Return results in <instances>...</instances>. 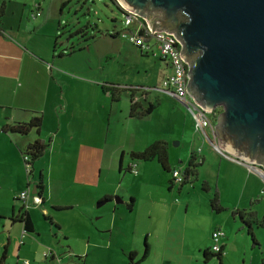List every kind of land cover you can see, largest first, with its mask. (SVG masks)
I'll use <instances>...</instances> for the list:
<instances>
[{"label": "crops", "instance_id": "crops-1", "mask_svg": "<svg viewBox=\"0 0 264 264\" xmlns=\"http://www.w3.org/2000/svg\"><path fill=\"white\" fill-rule=\"evenodd\" d=\"M4 4L5 0H0V165L3 166V172L0 171L3 177V181H0V218L10 228L3 244V248L7 245L5 264L10 257L11 245L13 264H25V261L26 264H54V261L58 264H81L79 260L82 264H128L127 255L130 252L140 254L137 245L143 235L146 236L149 253L140 264H191V257L181 254L183 244L190 237L185 230L190 211L188 204L167 210L158 201L156 204L150 200L152 203L142 211L135 210V201L131 209L117 205L107 206L103 210L96 208L97 201L107 197H110L107 202L113 201L117 191L110 192L105 187L95 186L92 166L100 165L99 179L101 166L109 165L113 155L121 152L118 168L121 170L123 159L129 154L131 161L127 163L128 169L129 164L136 159L131 153L144 150L139 147L140 139L136 140L137 135L134 134L132 139L138 145L135 143L130 149H126L129 142L125 140L111 142L114 124L118 130L120 123H126L125 112L123 109L118 112V108L113 106L118 99L112 101L113 105L110 104L112 96L103 91V79L91 77L93 58L88 56L86 62L81 61V66H84L82 75L62 70L60 62L66 52L61 48L58 51L60 54L55 56V48L64 44L63 37L58 35L61 24L55 29V23L42 16H19L16 20L5 21V16H2ZM33 5H36L35 12L41 13V2ZM33 5L30 4V14ZM94 27L98 28V25ZM77 32H73L72 36ZM34 34L36 38L44 35L48 39L41 43L34 38ZM72 36L65 40L66 45L74 44L76 38ZM115 37L122 38L117 32L113 34ZM107 42V34L100 35L81 51L90 53L96 49L101 54L100 60L105 55L107 62L110 51L105 44ZM121 48H118L119 54L124 50ZM73 51L75 49L68 56L74 55ZM99 63L102 68L104 63ZM166 66L169 68L168 64ZM150 86L140 97L135 93L134 99L142 101L146 98V102H152L150 96L153 94L148 93L155 91L156 99L153 102H158L157 105L160 100L172 105L180 102L169 93L157 89L160 83ZM181 109L199 139L192 143L190 152L197 151L202 164L205 156L212 153V148L206 146V138L198 132L187 108ZM118 114H122L123 122H120ZM38 115L42 117L39 130L32 128L27 133L7 130L16 122H28ZM210 117L215 125L217 116ZM128 119L134 117L129 115ZM37 140L47 147L33 162L32 174L27 177L22 152ZM146 143L147 147L149 141ZM41 161L43 165L38 166ZM167 161L170 170L186 168L171 166L168 156ZM55 169L57 174L53 173ZM66 169L69 170L67 174L64 173ZM32 181L40 184L38 191L42 201L39 205L30 202L26 208L33 229L23 236L24 224L12 218L21 213L22 202L18 195ZM217 227L214 225L212 233L215 229H222V226ZM225 236L226 233L220 239L223 246L221 262L228 255L229 237ZM206 249L210 250V245H206ZM50 251L51 255L46 256L45 252ZM25 255L31 256L33 263L28 262ZM40 255L50 262H40L37 259Z\"/></svg>", "mask_w": 264, "mask_h": 264}, {"label": "rangeland", "instance_id": "rangeland-1", "mask_svg": "<svg viewBox=\"0 0 264 264\" xmlns=\"http://www.w3.org/2000/svg\"><path fill=\"white\" fill-rule=\"evenodd\" d=\"M35 2H41L42 4L41 13L38 16L51 19L55 23V29L58 24L62 25L58 35L63 37L64 44L55 48V56L60 54L58 51L61 48L63 52H66L60 62L64 72L69 74L77 72L76 75H82L83 72L81 71L84 66H81V61L84 62L85 58L90 56L91 59L93 58V61H91L93 62L91 64V77L103 79L102 84L106 86L119 84L118 87L121 90L117 102L114 101L116 105L112 104L113 100L111 98L110 104L118 108V112L120 109L124 110L126 123H120L117 126L118 130H116L114 124L111 142L125 140V142H129L126 149H130L129 147H132L135 143L138 145L137 141L135 142L132 139L136 134V140L140 139L138 141L139 147L145 149L147 141H149V146L162 140L166 145L170 165L187 167L192 143L198 138L190 126L189 119L185 118V114L181 109L186 108L183 103L176 101L177 103L172 105L167 101L160 100V104L151 114L143 117L133 116L134 119H128L132 89H135V93L140 97L144 89H147L150 85V87H153L152 84L161 83V80L171 71L166 66V62L160 59L155 42L150 41L152 51L146 54L126 38H113L115 32L128 28L125 24V15L116 0H5L2 16H5V21L16 20L19 16H33L32 14L36 10V5H33ZM30 4L34 6L31 8V14L28 13ZM96 24L98 28L94 27ZM73 32H77V34L72 36ZM104 34H107L108 42L105 44L110 50L107 62H105V55L100 60L101 54H98L96 49L90 53L81 51L95 37ZM33 36L41 43L48 39L44 35L42 37L37 36V38L36 34ZM69 36L76 39L74 44L66 45L65 40ZM121 47L124 50L119 54L118 48ZM72 49H75L73 51L74 55L68 56ZM99 62L104 63L102 68ZM76 66L78 67L76 68ZM148 94H153L150 96L153 101L156 99L155 91ZM141 100L142 104L147 106L145 99ZM118 117L120 122H123L122 114H118ZM206 146L212 148V153L205 156L204 163L199 164L197 167V173L190 175L188 182L184 183L182 188L180 184L173 186L171 180H168L172 176L171 171L162 168L156 159H134L138 164V174L134 175L128 170L129 168L127 169V163L131 161L129 154L125 155L121 170H119L121 152L115 153L109 165L104 164L101 166L102 174L99 179L100 165L92 166L95 171V186L105 187L110 192L117 191L113 201L106 202L99 207L97 204L100 201H97L95 206L98 210H103L110 205L127 208V203L132 197L135 201V203L133 201L134 208L137 211H142L146 205L151 204L150 200H153L156 204L159 202L167 210L188 204L190 211L185 230L190 237L183 244L181 254L191 257V264H262L264 261V228L259 225L253 226L254 235L258 242V244H253L247 232V226L241 220L240 214H234L233 212L250 209L256 213L258 220L264 216V174L262 175L255 169L236 163L235 159V161H231V158L214 150L208 141ZM22 163L24 165V162ZM40 165H43L42 161L38 163V166ZM0 171L3 172L2 165H0ZM65 172L67 174L69 170L66 169ZM53 173L57 174V170L55 169ZM2 179L3 177L0 176V181H3ZM204 183L208 189H204ZM34 184L32 181L29 186L30 189ZM216 189L218 190L220 205L223 207L220 211L214 210L210 204V199ZM116 197L122 198L123 202H116ZM46 223L48 224L49 220ZM6 225L3 219L0 218V252L5 243L7 231L10 230ZM214 225L222 226V230L229 237L228 255L227 258H223L221 263L216 254L211 255L207 260L203 255L205 246H212L211 233ZM146 243H148L146 236L143 235L140 244L137 245L141 252L139 255L134 256L135 261L142 258ZM12 248L11 245L7 264H13L14 262L11 255ZM25 256L28 262L33 263L31 256ZM37 259H40V262H50L41 255ZM144 259L142 258L140 262ZM127 261L129 264V254L127 255ZM79 263L82 264V261L79 260ZM54 264L58 263L54 261Z\"/></svg>", "mask_w": 264, "mask_h": 264}, {"label": "water", "instance_id": "water-1", "mask_svg": "<svg viewBox=\"0 0 264 264\" xmlns=\"http://www.w3.org/2000/svg\"><path fill=\"white\" fill-rule=\"evenodd\" d=\"M116 1L181 42L189 95L206 111L221 108L208 142L263 175L264 0ZM31 193L40 196L37 184Z\"/></svg>", "mask_w": 264, "mask_h": 264}, {"label": "built area", "instance_id": "built-area-1", "mask_svg": "<svg viewBox=\"0 0 264 264\" xmlns=\"http://www.w3.org/2000/svg\"><path fill=\"white\" fill-rule=\"evenodd\" d=\"M123 9L125 15V24L128 28H123L120 31V36L122 38L128 39L135 47L139 48L144 53H149L152 51L150 41H154L159 50L160 59L164 60L171 69L170 73L165 76L160 83L159 90H163L170 95L176 97L180 102H182L190 114L193 116L196 128L199 133L205 136V131L216 139V133L214 129V123L210 115H214V111H206L199 103H197L188 93L187 85L189 82L188 76V64L181 57L182 44L174 34L168 33L165 30L154 31L150 29L147 18L138 14L135 11L128 9L127 7L120 5ZM40 12H34L33 16H38ZM217 116V115H216ZM208 141V140H207ZM213 148L217 147L210 143ZM220 148V147H219ZM218 148V149H219ZM200 149H198L199 151ZM217 150V149H216ZM218 151V150H217ZM223 154V150L220 148L219 151ZM198 153V152H197ZM23 160L26 168V173H29L31 166L28 163L30 160L29 155L23 154ZM129 170L132 174L137 175L138 169L135 161L129 164ZM183 168L172 169V182L173 184H181L184 179ZM18 199L21 200L24 209L28 208L30 202L35 205H39L42 201L41 196L31 193V189L28 186L27 189L23 190L19 195ZM27 233L26 228L23 229L22 235ZM224 231L221 228L215 229L212 233V246L210 251L212 253H222L223 246L220 239L224 236ZM46 256L51 255L50 252H45ZM25 264L27 261L24 262Z\"/></svg>", "mask_w": 264, "mask_h": 264}, {"label": "trees", "instance_id": "trees-1", "mask_svg": "<svg viewBox=\"0 0 264 264\" xmlns=\"http://www.w3.org/2000/svg\"><path fill=\"white\" fill-rule=\"evenodd\" d=\"M119 7L123 11V9L120 5H119ZM117 33H118V35H120V31H118ZM102 89L104 92H108L111 94L112 100L118 99L119 92L121 90L117 85H108V86L102 85ZM134 96H135V89H132V91L130 92V112H129L130 116L143 117V116L149 115L156 108V106L158 104V102H156V101L155 102L149 101V102H147V106H144L141 101H139V100L136 101L134 99ZM220 111H221L220 107H219V109L216 108V110L214 111V113H215L214 115L215 116L218 115ZM41 123H42V117H41V115H38V116H34L28 122H22V123L16 122L12 126H10L7 130L12 131V132L27 133L32 128L39 130ZM46 147H47L46 144L37 140V141L30 143L23 150L22 153L27 154L30 157V160L28 161V163L31 166V170L29 173H27V177H29L32 174L33 162L43 154V152L46 150ZM131 156L133 158L143 159V160L156 159L164 169H166L168 171H172L168 167L167 150H166V145L163 142H160V141L154 142L151 145L147 146L142 151L132 152ZM200 158H201V156L197 153V151H192L190 153L188 166L185 168L184 179H183L182 183L180 184V186H182L184 183L188 182L190 175L197 173V167L199 166V164H201ZM171 182H172V180H171ZM37 187L39 189L41 187L40 184H38ZM204 189H208L205 183H204ZM108 199H110V197L106 198V200H108ZM133 201H134V199L131 198L130 201L127 203L128 209H131L133 207ZM210 204H211L212 208L216 211H220L223 209V207L220 205L219 194H218L217 189L215 190L213 197L210 199ZM21 208L22 209H21L20 215H17L15 218H12V220L17 219L24 224V228H26L27 231L32 230L33 229V223L31 221L26 209H24L23 206ZM233 213L234 214H236V213L240 214L241 220L247 226V232L250 235L253 244H258V242L255 238V235H254L253 226L259 225V226L264 228V216L260 220H258L256 213L250 209H243L242 211H239V212L236 211ZM148 253H149V249H148V244L146 243V248H145V251H144L142 258L143 259L146 258ZM210 254H212L210 250L206 249L203 251V255L205 257V260L208 259V257H209L208 255H210ZM215 254L217 255V257L221 263V254L222 253H215ZM134 256H135L134 252L129 253V258H130L129 264H140L141 263L140 261L142 258L139 261H135ZM6 257H7V245H4L2 254L0 256V264L6 263ZM262 264H264V261L262 262Z\"/></svg>", "mask_w": 264, "mask_h": 264}, {"label": "flooded vegetation", "instance_id": "flooded-vegetation-1", "mask_svg": "<svg viewBox=\"0 0 264 264\" xmlns=\"http://www.w3.org/2000/svg\"><path fill=\"white\" fill-rule=\"evenodd\" d=\"M147 92V89L143 90V95ZM146 100V98H144Z\"/></svg>", "mask_w": 264, "mask_h": 264}]
</instances>
